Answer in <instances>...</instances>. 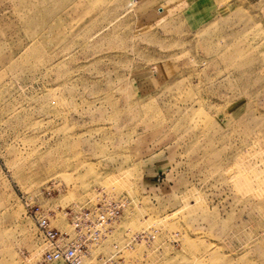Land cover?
<instances>
[{
	"label": "rangeland",
	"instance_id": "1",
	"mask_svg": "<svg viewBox=\"0 0 264 264\" xmlns=\"http://www.w3.org/2000/svg\"><path fill=\"white\" fill-rule=\"evenodd\" d=\"M41 220L78 264H264V0H0V264H65Z\"/></svg>",
	"mask_w": 264,
	"mask_h": 264
},
{
	"label": "built area",
	"instance_id": "2",
	"mask_svg": "<svg viewBox=\"0 0 264 264\" xmlns=\"http://www.w3.org/2000/svg\"><path fill=\"white\" fill-rule=\"evenodd\" d=\"M121 208L122 205H120L119 203H112L108 208H105L103 210L100 209V212L97 211L95 213V216L97 218L96 225L101 227L104 221L110 222L111 220L116 219L119 216ZM86 219V216L81 218L77 217L74 223L75 227L79 228V225H81V222H83L82 220L89 222V220ZM38 227L41 233L43 234L44 239L53 248L52 252L48 253L47 255L45 261L46 263L64 262L65 264H78L79 254L81 253V247L77 243H71L67 245L61 244V241L63 239L61 234H58L56 231L50 230L45 220H41L38 223ZM94 227L89 224L85 227L87 232H90L91 242H95L98 239L97 231L94 230L91 232Z\"/></svg>",
	"mask_w": 264,
	"mask_h": 264
}]
</instances>
